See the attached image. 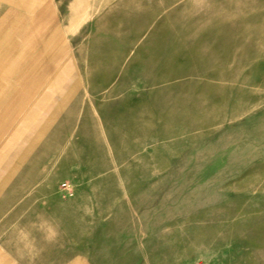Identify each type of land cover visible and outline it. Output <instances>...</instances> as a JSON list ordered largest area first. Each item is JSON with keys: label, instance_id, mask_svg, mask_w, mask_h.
<instances>
[{"label": "rangeland", "instance_id": "rangeland-1", "mask_svg": "<svg viewBox=\"0 0 264 264\" xmlns=\"http://www.w3.org/2000/svg\"><path fill=\"white\" fill-rule=\"evenodd\" d=\"M73 1L0 0V261L264 264V0Z\"/></svg>", "mask_w": 264, "mask_h": 264}, {"label": "crops", "instance_id": "crops-1", "mask_svg": "<svg viewBox=\"0 0 264 264\" xmlns=\"http://www.w3.org/2000/svg\"><path fill=\"white\" fill-rule=\"evenodd\" d=\"M35 17L37 18V16ZM37 27H39V30L42 29L41 21H39L38 25L34 28L35 31L38 30ZM36 41L37 39L34 42V46H36V49L40 46L41 49L42 42L39 44V42L37 43ZM22 202H25V199H19L17 205L20 207L26 206V203L21 204ZM7 205L10 206V204ZM36 205L39 206L40 204L36 203ZM99 243L100 241H94L91 243L90 240H87L84 246L77 247L69 246V244H64L63 247L55 246L50 250L48 249L49 252L44 253L42 242H36V246L33 252L24 250V252L20 253L17 256L15 254H11V256L10 254H8V257H12V259L9 258L8 261L3 254V259L1 260L2 263L0 261V264H128L129 260L127 259L129 258L127 256V259L125 261L121 259L118 262H111V260L109 261L107 258L106 249L101 247Z\"/></svg>", "mask_w": 264, "mask_h": 264}, {"label": "bare ground", "instance_id": "bare-ground-1", "mask_svg": "<svg viewBox=\"0 0 264 264\" xmlns=\"http://www.w3.org/2000/svg\"><path fill=\"white\" fill-rule=\"evenodd\" d=\"M78 0H74L73 2H72V6H71V13L70 14H67L66 15V19H69L70 20V22L72 21V10H73V8H74V6H75V3L77 2ZM77 16V15H76ZM62 27H63V25H62ZM64 66H66V61L65 60H63V62L61 63V65H59V69L58 70H56L55 72H60V71H63L64 69H63V67Z\"/></svg>", "mask_w": 264, "mask_h": 264}]
</instances>
